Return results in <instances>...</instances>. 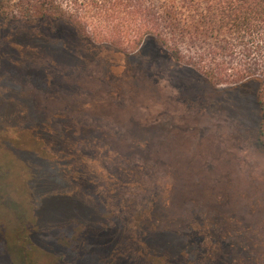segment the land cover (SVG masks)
<instances>
[{
    "label": "rangeland",
    "instance_id": "1",
    "mask_svg": "<svg viewBox=\"0 0 264 264\" xmlns=\"http://www.w3.org/2000/svg\"><path fill=\"white\" fill-rule=\"evenodd\" d=\"M55 2L89 39L71 22L0 11V164L12 172L3 191L45 163L64 176L74 163L81 179L56 205L108 213L96 264H165L180 251L181 264H264L258 82L214 86L149 36L134 45L138 18L123 5Z\"/></svg>",
    "mask_w": 264,
    "mask_h": 264
},
{
    "label": "trees",
    "instance_id": "2",
    "mask_svg": "<svg viewBox=\"0 0 264 264\" xmlns=\"http://www.w3.org/2000/svg\"><path fill=\"white\" fill-rule=\"evenodd\" d=\"M97 1L96 10L112 11L123 5L128 15L138 18L134 45H140L142 37L149 36L174 60L199 71L214 86L256 80L255 99L264 131V0ZM0 11L6 16L25 19L71 22L83 38L91 36L55 0H0ZM2 150L4 154L9 152L5 147ZM62 164L66 163L57 161L58 166H66ZM71 165V169L64 168L69 173L67 176L56 165L44 171L46 163L43 169H31L25 181L12 186L11 196L0 185V244H3L0 258L6 263L96 264L92 256L98 247L105 253V229L111 225L104 220L106 211L95 209L84 216L63 212L56 205L57 195L69 188L68 183L81 179L75 173L74 163ZM9 173L11 170L0 164V183ZM65 177L68 179L64 180ZM83 179L91 177L86 174ZM110 201L112 206H120ZM127 201L133 203L134 198ZM100 210H105V206ZM138 219L141 223L142 217ZM78 221L84 228L79 227ZM142 242L149 250L150 246ZM180 253L169 256L165 264H181ZM119 256L123 260L122 252ZM127 258L122 264H133V261L126 262ZM143 263L147 264V260Z\"/></svg>",
    "mask_w": 264,
    "mask_h": 264
}]
</instances>
